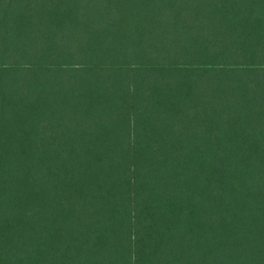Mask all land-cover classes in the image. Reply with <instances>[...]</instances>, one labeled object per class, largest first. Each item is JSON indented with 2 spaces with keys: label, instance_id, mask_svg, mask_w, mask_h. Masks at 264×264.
Segmentation results:
<instances>
[{
  "label": "trees",
  "instance_id": "obj_1",
  "mask_svg": "<svg viewBox=\"0 0 264 264\" xmlns=\"http://www.w3.org/2000/svg\"><path fill=\"white\" fill-rule=\"evenodd\" d=\"M0 264H264V0H0Z\"/></svg>",
  "mask_w": 264,
  "mask_h": 264
}]
</instances>
